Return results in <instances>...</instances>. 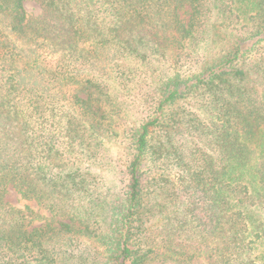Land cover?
<instances>
[{
    "label": "trees",
    "instance_id": "1",
    "mask_svg": "<svg viewBox=\"0 0 264 264\" xmlns=\"http://www.w3.org/2000/svg\"><path fill=\"white\" fill-rule=\"evenodd\" d=\"M27 1L0 0V264H264V0Z\"/></svg>",
    "mask_w": 264,
    "mask_h": 264
},
{
    "label": "rangeland",
    "instance_id": "2",
    "mask_svg": "<svg viewBox=\"0 0 264 264\" xmlns=\"http://www.w3.org/2000/svg\"><path fill=\"white\" fill-rule=\"evenodd\" d=\"M25 6H26L27 11L31 14H39L41 12L39 6L37 5L35 1H32V0L27 1L25 3ZM7 199L10 203H12L13 205L19 208H25V206H29L32 209H35V211H39L44 216H50L49 213L41 209L36 202L22 200L21 197L16 192H11ZM41 224L42 223L37 222L35 223V226H39Z\"/></svg>",
    "mask_w": 264,
    "mask_h": 264
}]
</instances>
